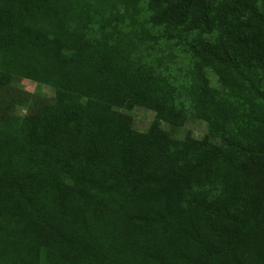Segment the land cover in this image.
Instances as JSON below:
<instances>
[{
	"label": "trees",
	"instance_id": "obj_1",
	"mask_svg": "<svg viewBox=\"0 0 264 264\" xmlns=\"http://www.w3.org/2000/svg\"><path fill=\"white\" fill-rule=\"evenodd\" d=\"M0 264H264V0H0Z\"/></svg>",
	"mask_w": 264,
	"mask_h": 264
},
{
	"label": "rangeland",
	"instance_id": "obj_2",
	"mask_svg": "<svg viewBox=\"0 0 264 264\" xmlns=\"http://www.w3.org/2000/svg\"><path fill=\"white\" fill-rule=\"evenodd\" d=\"M206 76L208 77L209 83L213 86H219L216 75L212 70H206ZM18 85L30 92L31 94H41L47 97H51L53 95V89L48 85H44L41 83H37L35 81L29 79H21L18 82ZM24 113V110L17 111ZM133 118V125L138 130H145L150 122L154 119V114L152 111L144 109V108H135L131 111ZM162 127L167 131L171 132L172 135L176 137H183L186 134H191L197 139H203L206 135V122L187 116L186 123L179 128H172L169 124L162 122Z\"/></svg>",
	"mask_w": 264,
	"mask_h": 264
}]
</instances>
